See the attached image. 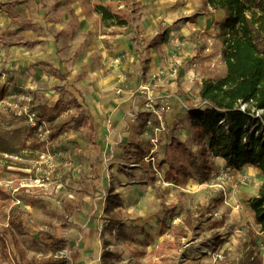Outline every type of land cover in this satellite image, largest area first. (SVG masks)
Wrapping results in <instances>:
<instances>
[{
  "label": "rangeland",
  "instance_id": "rangeland-1",
  "mask_svg": "<svg viewBox=\"0 0 264 264\" xmlns=\"http://www.w3.org/2000/svg\"><path fill=\"white\" fill-rule=\"evenodd\" d=\"M5 1L10 3L0 5V131L13 133L19 151L0 154V264H45L52 256L68 264H101L104 247L115 253L113 264H246L250 252L264 264V243L256 239L259 227L248 206L264 177L249 166L227 171L223 159L210 157L211 172L201 177L203 159L185 119L187 110L206 102L203 91L217 97L236 93L246 96L264 136V110L254 107L264 101V77L234 71V48L246 47L235 32L220 35L224 11L206 7L205 0L0 4ZM76 2L83 14L98 16L97 37L76 40L82 18ZM101 6L110 10L108 19L102 18ZM196 12L205 15L203 32L187 44L169 42L172 27L181 28ZM142 21L155 22L157 34L150 40L138 27ZM101 34L128 40L136 57L131 71L123 74L114 63L123 53L121 38L112 45L99 39ZM181 50L180 58L191 61L162 62L164 51ZM102 51L108 62L101 63ZM72 58H83L93 69L64 79L68 73L62 76L52 65ZM26 93L42 123L39 133L11 107L20 108ZM176 141L186 151L175 150ZM190 160L197 167L186 163ZM170 166L176 183L165 179ZM109 189L121 198L114 214L126 225L125 238L116 229L103 232L114 225L103 214ZM91 219L95 239L79 254L77 234ZM44 234L65 241L64 249L54 253Z\"/></svg>",
  "mask_w": 264,
  "mask_h": 264
},
{
  "label": "trees",
  "instance_id": "trees-1",
  "mask_svg": "<svg viewBox=\"0 0 264 264\" xmlns=\"http://www.w3.org/2000/svg\"><path fill=\"white\" fill-rule=\"evenodd\" d=\"M205 1L206 4H211L224 11L226 19L220 24V35L226 37L230 36L231 32H235L246 47L244 51L234 48L230 59L234 63V71L257 80L264 77V0ZM100 10L103 19H108L111 16L107 7H102ZM196 17L197 14L186 18V21L194 22ZM3 95V90H0V100ZM202 96L205 98L203 100L208 103L199 108L187 110L185 117L189 129L192 131L190 140L199 146L200 156L203 159L198 169L201 177L206 179L211 172V166L207 164V157L223 159L225 167L229 170H240L245 166L252 167L264 177V136L258 126L261 120L252 116V108L248 104L246 96L242 98L236 93L229 95L223 93L217 97L215 94H209L207 90L202 92ZM240 102L249 106L242 111L239 109ZM44 103L43 107H45ZM75 103L78 106L77 102ZM254 107L264 110V101ZM249 126L254 127L249 130ZM54 136L55 134H52L51 138ZM12 139L13 133L0 131L1 155H14L19 151L11 142ZM174 144L175 150L186 151L185 144L181 141H176ZM186 163L194 168L197 167L193 160ZM201 168H203L202 171ZM172 170L173 166H170L165 173V179L176 183L177 174L172 173ZM179 170L183 171L181 168ZM209 205L210 203H208ZM121 206L119 194L113 189H109L105 197L103 214L105 219L113 222L114 225L108 224L103 232L111 233V230L116 229L119 236L125 238L126 225L117 220L114 214L115 210ZM248 206L253 213L255 224L259 227V237L256 239L264 243V185L257 195L249 200ZM44 237L50 240V248L54 253H59L64 249L65 241L52 234H44ZM100 258L101 264H113L116 255L104 247ZM45 264H67V262L61 256H52L46 260ZM246 264H260V259L256 255L252 256V252H250Z\"/></svg>",
  "mask_w": 264,
  "mask_h": 264
},
{
  "label": "crops",
  "instance_id": "crops-1",
  "mask_svg": "<svg viewBox=\"0 0 264 264\" xmlns=\"http://www.w3.org/2000/svg\"><path fill=\"white\" fill-rule=\"evenodd\" d=\"M116 1H118V0H116ZM110 2H113V1H108V3H110ZM9 3H10V1L9 2L5 1V2L1 3L0 5L5 6ZM16 3L20 4V2H16ZM207 6L208 5L206 4V7ZM82 9H84V8H82ZM82 9H81V6L79 4H77V2H76V15H77L78 19H79V17H82L79 19V23L77 24L76 40L82 38V35H84L85 38L88 36V39H91L92 36L97 37L96 36V27L97 28H98V26L100 27V21L98 20L99 19L98 16L95 13H93L92 11L89 12L88 10L86 11V14L85 13L83 14ZM195 14H197V17H196L194 22L186 21V18L192 17ZM186 18H184L183 21L185 24L182 25L181 28L180 27H172V29L168 33L169 34V36H168L169 42L174 44V40H178V43L174 44L176 46L177 45L179 46L183 42V40L187 44V41L191 40V38H192L191 36L197 34L198 32L202 33L204 30V24H205L204 13L202 14L201 12L200 13L196 12V13L192 14L191 16H187ZM157 23H162V22L158 20ZM163 25H165V23H163ZM140 26H138L140 29L143 27V29L145 30L142 33V35H143L144 39H146V40L152 39L157 34L156 29L154 28L155 22H150V23L147 22L146 23L145 21H142ZM178 30L181 31V35H175V32ZM98 38L99 39H110L108 43H111L112 45L115 43L116 44L120 43L119 40L121 38V44H122L121 46H123V49H122L123 53L117 57H115V55H114V56H112V58L115 57L114 58L115 61H114V59H113V61L116 65V69L118 71L123 72V74L128 73V71H131V67L134 64L136 57H135V53H133V51L131 50V47L129 45L128 40H126L124 37H120L115 41L113 38V35L104 36L102 34L99 35ZM154 39L152 40L153 43H155ZM179 48L180 47H177V50ZM182 52L183 51L181 50V52L176 55V54H172V52L164 51L163 54L161 55V57L163 58L162 62H164V60H167V61L169 60V61H174V62H172L173 64L179 65V63H181V61H183V60L184 61H187V60L191 61V59H188V58H180ZM88 53L91 54V48L90 47L88 48ZM187 55H190V54H187ZM101 57L104 58V60H102L101 63H103L104 61L108 62L109 58L107 57V54L105 52L102 51ZM152 58H153V56H152ZM157 62H159V61H156L155 63H157ZM61 63H62L61 65L56 64V65H52V67H53V69L54 68L57 69L62 74V76L64 73H68V74H65L67 76H64L63 77L64 79H67L68 76L71 75L72 73H84L85 71L88 73L89 71H91L93 69V66L90 64V62H87L83 58L82 59L81 58L66 59L64 62H61ZM62 76H61V78H62ZM74 77H76V74L74 76L71 75V78H74ZM22 82H23L22 84H25L26 80L22 81ZM69 82H70V80H69ZM28 84L31 87L30 81ZM130 116H132V115L130 114ZM119 131H121V130H119ZM110 139H111V136H110ZM112 144L108 142L107 143L108 146H106V147L109 148V151H110L109 153L114 154V152L111 149ZM151 159L153 160V158H151ZM94 222H95V220H92L89 224H85V225L81 226V229H84V230L81 231L82 234L80 232H78L80 234H77L78 240L76 242V247H79V249H78L79 254H81V251L86 252V250L89 249L90 244L95 239L94 234H93V232H94L93 229H94L96 224ZM91 224H92V228H89V226H91ZM70 255H72V254H70Z\"/></svg>",
  "mask_w": 264,
  "mask_h": 264
},
{
  "label": "built area",
  "instance_id": "built-area-1",
  "mask_svg": "<svg viewBox=\"0 0 264 264\" xmlns=\"http://www.w3.org/2000/svg\"><path fill=\"white\" fill-rule=\"evenodd\" d=\"M178 43V40H174V44ZM19 100L22 101V106L20 108H18V106H16L17 104H12L11 107H13V109L15 110V114L17 116H23L28 120V124L31 127V130L35 133H39L42 131V123L40 121L37 120L36 115L30 110V98L28 96V94H23ZM207 104L208 102H204L203 104ZM240 110H244L245 109V104H240L239 106ZM149 124V122H148ZM227 171H229V168H226Z\"/></svg>",
  "mask_w": 264,
  "mask_h": 264
}]
</instances>
